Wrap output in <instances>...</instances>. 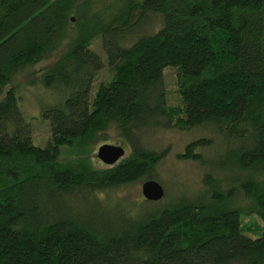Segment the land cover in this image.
Wrapping results in <instances>:
<instances>
[{"label": "trees", "instance_id": "obj_1", "mask_svg": "<svg viewBox=\"0 0 264 264\" xmlns=\"http://www.w3.org/2000/svg\"><path fill=\"white\" fill-rule=\"evenodd\" d=\"M100 3L0 0V264H264V0ZM72 16L78 35L35 70ZM105 65L110 78L94 86ZM30 87L48 96L36 101L43 146L20 103ZM171 128L205 132L178 155L201 170L192 191L166 192V149L145 142ZM112 138L129 148L116 163L85 155ZM147 180L160 200L118 193Z\"/></svg>", "mask_w": 264, "mask_h": 264}, {"label": "rangeland", "instance_id": "obj_2", "mask_svg": "<svg viewBox=\"0 0 264 264\" xmlns=\"http://www.w3.org/2000/svg\"><path fill=\"white\" fill-rule=\"evenodd\" d=\"M107 0H105L106 4ZM105 4H97V7L104 8ZM71 27L68 31V34L59 47L56 49L54 54L50 57L52 58L49 62H41L37 64L34 68L35 70H43L45 69L49 63H51L54 58L69 45L70 41L77 36L78 34L75 26V17L71 19ZM91 47L98 52L103 59H105V53L101 46L100 39L98 36H94L91 41ZM34 69L29 70L26 75L33 74ZM164 75V83L167 91V102L170 105H176L179 103V94L177 91V72L176 69L172 66H167L163 69ZM110 78V71L108 67L105 65L97 74L94 80V86L99 84L100 82L107 81ZM24 79V76L20 78V80ZM41 88H33L30 87L26 90H20V103L23 108V114L30 119L32 125V138L34 142L38 145L43 146L48 138H49V128L47 122L40 120L38 118L39 110L37 111V103L36 101H44L48 100V96L39 95L42 92ZM205 132H201V130H179L176 128H171L167 130H157L151 133L149 136L145 137V142L150 146L155 148H165L166 154L165 157L161 160V162L157 165V175L160 177L161 183L163 184L167 193H171L178 188H186L189 191L199 184V175L200 168L197 163L179 158L178 155L183 152V148L185 144L198 136L204 135ZM108 143L115 145H122L125 149L124 156L127 155L129 148L126 144L122 143L118 138H112L106 142H99L94 147H90L89 151H85V155H89L96 165H105L102 163L97 157L96 152L99 145ZM80 149L79 146L70 149L68 147L63 148L62 158L67 159L71 157H75L76 152ZM208 153H212V150H208ZM119 194L129 196L134 199H142L141 194V182H136L130 185L125 186L124 188L118 191ZM257 223H259V219L255 217ZM251 219L246 218L244 222L250 223ZM262 225V222H261ZM251 235V233H246Z\"/></svg>", "mask_w": 264, "mask_h": 264}, {"label": "water", "instance_id": "obj_3", "mask_svg": "<svg viewBox=\"0 0 264 264\" xmlns=\"http://www.w3.org/2000/svg\"><path fill=\"white\" fill-rule=\"evenodd\" d=\"M71 19H73V16ZM124 154L125 149L122 145L104 143L98 146L96 157L105 165H112ZM141 194L146 200H160L164 196V188L155 180H147L141 183Z\"/></svg>", "mask_w": 264, "mask_h": 264}]
</instances>
